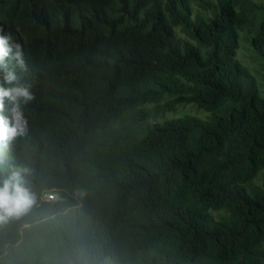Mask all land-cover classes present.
Instances as JSON below:
<instances>
[{
    "label": "trees",
    "instance_id": "obj_1",
    "mask_svg": "<svg viewBox=\"0 0 264 264\" xmlns=\"http://www.w3.org/2000/svg\"><path fill=\"white\" fill-rule=\"evenodd\" d=\"M0 28L32 94L0 177L37 194L0 264H264V0H0Z\"/></svg>",
    "mask_w": 264,
    "mask_h": 264
},
{
    "label": "clouds",
    "instance_id": "obj_2",
    "mask_svg": "<svg viewBox=\"0 0 264 264\" xmlns=\"http://www.w3.org/2000/svg\"><path fill=\"white\" fill-rule=\"evenodd\" d=\"M9 59L23 63L21 46L13 41L9 32L0 28V71H3V79L8 85H0V113L4 110L5 100L11 105L10 117L0 115V144L5 146L15 137L25 133L26 121L20 106L32 99L29 87L14 83L17 76L7 68ZM28 173V168L12 165L7 177H0V224L24 216L36 204L37 194L25 186V176Z\"/></svg>",
    "mask_w": 264,
    "mask_h": 264
},
{
    "label": "rangeland",
    "instance_id": "obj_3",
    "mask_svg": "<svg viewBox=\"0 0 264 264\" xmlns=\"http://www.w3.org/2000/svg\"><path fill=\"white\" fill-rule=\"evenodd\" d=\"M250 53L251 51L249 49L246 48L245 43H242V47L240 49V55L242 57H244L245 59L250 57ZM199 110V109H198ZM196 109V107L192 104L186 105V106H182L180 107V109L176 112L175 115H182L184 113H190V114H196V116L200 117V118H206L207 116V112L203 111V110H199L198 111ZM198 113V114H197ZM264 181V169L262 170V172L259 174L258 178L254 181L255 184H262Z\"/></svg>",
    "mask_w": 264,
    "mask_h": 264
},
{
    "label": "built area",
    "instance_id": "obj_4",
    "mask_svg": "<svg viewBox=\"0 0 264 264\" xmlns=\"http://www.w3.org/2000/svg\"><path fill=\"white\" fill-rule=\"evenodd\" d=\"M46 199L55 201L58 199V195L56 192H50L46 195Z\"/></svg>",
    "mask_w": 264,
    "mask_h": 264
}]
</instances>
